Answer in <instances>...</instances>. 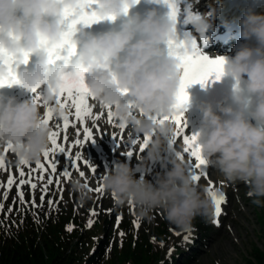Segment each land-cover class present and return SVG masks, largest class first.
Returning <instances> with one entry per match:
<instances>
[{"label":"clouds","instance_id":"obj_1","mask_svg":"<svg viewBox=\"0 0 264 264\" xmlns=\"http://www.w3.org/2000/svg\"><path fill=\"white\" fill-rule=\"evenodd\" d=\"M80 4L81 0H0V50L17 62L19 86L29 93L40 89L43 99L50 101L48 85L56 87L59 73L86 68V73L94 74L88 87L96 101L111 105L114 118L130 126L131 132L150 137L134 167L116 161L102 174L101 186L104 193L114 195V205L131 203L139 219H151L150 214L160 210L181 231L191 230L197 216L214 218L208 189L188 174L186 161L174 155L166 158V164H161L166 170L154 183L143 175L150 165L165 159V142L175 131L171 122L154 124L146 119L168 117L173 112L181 70L179 61L166 55L161 45L176 35L175 25L152 9L125 19L118 31L92 34L81 29L75 39L72 35L76 55L69 68L60 64L52 69L47 49L63 38L64 11H76ZM94 5L100 21H110L109 17L114 21L124 15L126 7L136 4L133 0H94ZM200 17L193 25L203 31L210 22L207 14ZM239 28L241 39L254 40L255 46L241 44L233 56H224V76L234 81L231 103L218 104L215 111L211 105L200 108L198 144L207 167L226 182L244 183L253 203L259 205L264 198V15L246 10ZM184 50L192 51L187 41ZM25 55L35 57L31 69L21 68ZM109 69L112 71L105 74ZM122 89H127V100ZM53 113L57 118L62 115L59 108H53ZM42 120L41 107L32 99L0 98V145L10 144L18 162L40 160L49 148L51 131ZM71 189L81 201L91 198L78 177L71 180ZM214 191L220 194L218 189Z\"/></svg>","mask_w":264,"mask_h":264},{"label":"snow or ice","instance_id":"obj_2","mask_svg":"<svg viewBox=\"0 0 264 264\" xmlns=\"http://www.w3.org/2000/svg\"><path fill=\"white\" fill-rule=\"evenodd\" d=\"M135 4L139 0H133ZM156 2H163L167 5L168 19L176 24L177 15L180 9L177 7L178 0H156ZM197 2V0H196ZM94 0H81V4L76 11L66 9L63 13L65 19L66 30L63 32V38L59 45L48 48V63L52 69L57 68V62L62 61L65 68H69L72 57L76 55V46L73 43L72 35L77 30L76 25L82 24L90 26L100 21V18L95 14ZM193 4L187 3L184 12L187 14L185 23L191 21L192 23L200 20V16L196 15L192 10ZM128 8L124 9V15H127ZM75 17V18H74ZM110 21L114 18L109 17ZM175 32V28H174ZM189 42L192 51L190 53L184 50L185 42ZM206 43V41H205ZM167 46V52L169 56H174L178 61V67L181 70L180 83L175 94V104L173 105V112L168 117L158 118L154 116H148L146 119L154 124H163L165 121L171 122L174 125V134L166 141L168 150L176 158L185 161H189L187 172L195 182H199L202 179L208 184V194L212 198L215 212L214 216L219 217L221 215V206L225 203V196L223 194H217L212 190V182L210 175L206 171L207 165L200 154L198 144V133L187 134L186 122L184 120V111L188 103L189 97L186 89L193 84H200L204 87L207 83L219 81L224 75L223 64L225 59L223 56L210 57L207 54L202 53L201 46L198 45L197 40L185 33V39L178 41L176 35L165 42ZM66 54L61 55V52ZM29 62V56L25 55L23 64L26 65ZM17 62L14 58L8 56L3 50H0V70H3L4 74L0 75V88L12 85H19L20 81L16 76ZM87 69L79 66L74 70L68 72H61L57 76L56 87L53 88L51 84L48 88L52 91V99H43V94L38 89H32L34 94L32 102L38 104L43 109V120L42 122L50 127L54 119L53 108H59L61 110V117L59 118L61 123H57L51 126L49 133V144L50 147L43 153V162L41 160L36 161L34 167L28 166L29 163L26 161H20L16 169L9 170L6 165V156L14 154L12 152V146L5 144L0 151V173L7 177L6 183L0 181V200L7 201L10 191L15 186L17 197L13 199V203L8 208V213L13 211L16 204V199L19 200L20 205L25 210L43 208L46 197L49 195L50 186H56V192L59 193L58 199H47L49 207V213L53 210L58 209V205L63 200L64 188L61 186V178L68 181L72 173L75 171L79 177L84 178L83 187L88 192H94L98 202H102L104 191L101 186L102 174L107 171L105 168L100 171L95 164L90 162L87 157L77 151L75 156H72L73 147H83L85 142H95L94 133L98 131V122L106 115V122L111 126L114 131L112 138L116 142L117 150L127 148L126 153H121L122 156L132 159L137 154L134 151L133 146L139 144V153H143L146 146L150 143V137L144 134L142 137L139 133L135 136L132 134L127 135V139L130 142L128 145L123 143L125 139V131L127 125L121 123L118 119L114 118L112 106L99 103L101 109L100 112L94 110V105L90 101H96L95 97L91 94L89 87L85 83V73ZM114 79V77H113ZM122 95H127V89L120 90ZM143 117V114H139ZM90 122V123H86ZM70 129L75 130L76 139L72 143H68L69 136L68 132ZM119 130V134L115 131ZM64 143H60L61 140ZM119 141V142H118ZM178 142H182V151H177L174 148ZM67 145V148L65 147ZM83 161V164L87 166L92 174V178L97 180L99 186L91 188L89 186L88 178L84 171L80 169L79 162ZM35 181V182H34ZM28 185L31 192V199L25 200V193L23 186ZM41 193L40 203H36L35 191L38 189ZM55 195V193H53ZM113 198L114 195H113ZM132 206V204H129ZM82 206V205H80ZM99 206V204L97 205ZM4 203L0 202V213L3 212ZM107 212L110 214L111 209ZM33 216L38 220V214L33 211ZM7 215V214H6ZM48 213H46V216ZM100 215L96 207L89 210V217L85 227L90 229L95 221V217ZM122 217L116 216V224L119 226ZM23 221L21 220V223ZM133 226L139 228L140 224L138 219L133 220ZM214 224H219L218 219L213 220ZM73 225L70 223L66 226L65 230L68 232L73 231ZM180 235V233H175ZM121 237L124 233H120ZM185 241L188 240V236H184ZM161 246H163L161 244ZM171 251V250H170Z\"/></svg>","mask_w":264,"mask_h":264},{"label":"rangeland","instance_id":"obj_3","mask_svg":"<svg viewBox=\"0 0 264 264\" xmlns=\"http://www.w3.org/2000/svg\"><path fill=\"white\" fill-rule=\"evenodd\" d=\"M63 142L61 140V143ZM102 147L103 145L97 150L96 156H100L99 153ZM125 148L120 149L116 154L120 157L121 153L127 151ZM81 150L83 153L82 156L87 154L88 160H91V155H93L91 150L84 151L83 148ZM41 159L43 160V156ZM119 159L113 162L111 160L108 165H105L107 157L103 156L95 160L94 163L96 162L97 165H95H99L97 168L103 171L105 168L107 170L111 169L114 165L112 163L122 161L126 158L120 157ZM125 161L128 162V159ZM35 163H29L28 166L34 167ZM18 164L15 156L13 154L10 155L6 164L9 170L14 171ZM79 165L80 168H84L86 171L89 186L93 189L98 187L99 182L92 178L89 168L83 164V161H80ZM206 171L211 176L212 190L218 189L219 193L225 196V203L221 206L222 214L218 218L214 216L210 220L197 216L192 221V227L189 231H181L175 225L169 223L163 218V213L160 210H154L150 214L151 219H139L134 205L116 207L113 203V196L106 193H104L102 202L97 201L94 192H90L91 198L81 201L79 194L71 189V180L73 178L78 177L81 183H84V178L79 177L76 172H73V175L68 181L61 178V186L64 188V192L63 200L58 205V209L49 213V207L46 202L48 198L54 200L59 198V193L56 192V186L52 185L50 186L49 195L46 197L42 209L37 208L33 210L29 208L25 210L20 205L19 200L16 199L12 218L15 217L16 220L15 228H24L28 225L33 226L40 241H43L44 237L52 234L51 229L53 226L65 230L66 226L71 223L74 226L75 233L81 230L83 232L86 230H99V232L96 231V237L93 239L92 244H100L102 251L107 255V264H122V253H124L122 247L125 248L128 242L132 243L133 237L136 240L141 236H144L148 242L154 243L156 248H159L162 252L164 260L167 259L168 262L174 260L179 264H244L245 259L252 251V246L256 244L261 247L263 244L259 213L264 209V198H261V204L257 205L253 203L254 198L249 196L248 188L244 183L226 182L218 173H213V169L211 170L209 167H207ZM160 172L159 169L157 175ZM145 174L146 171L143 173L144 178L146 177ZM135 175L139 178L141 173L137 172ZM157 175L151 174L148 181L154 183ZM6 180L7 177L0 173V181L6 183ZM94 184L95 186L93 187ZM198 184L208 188V184L204 179L199 181ZM23 191L25 193V200H30L31 192L29 186H23ZM40 195L41 193L38 187L35 191L37 204L40 203ZM16 197V188L13 186L7 201L0 200V202L4 203L3 212L0 213V229L2 227L4 232H6L5 228L8 227L6 221L4 222L3 219L4 211L7 206L12 205L13 199ZM98 204L99 206H97ZM94 207L97 208L100 215L95 217L96 222L88 229L85 225L89 217V210ZM108 209H111L110 214L107 212ZM33 211L38 214L39 222L33 216ZM46 213H48L47 216ZM118 215L122 217L119 226L116 224V216ZM134 219H138L140 224L139 228L133 226L132 222ZM214 219H218L219 224L221 223L220 228L218 227L219 224L213 223ZM21 220L23 221L22 223ZM159 227L168 235L167 243H161L163 246L155 241L156 233L160 230ZM121 232L124 233L123 237L120 235ZM128 233H131V238L129 239L126 237ZM175 233H180V235H176ZM185 235L188 236L187 241L184 239Z\"/></svg>","mask_w":264,"mask_h":264},{"label":"trees","instance_id":"obj_4","mask_svg":"<svg viewBox=\"0 0 264 264\" xmlns=\"http://www.w3.org/2000/svg\"><path fill=\"white\" fill-rule=\"evenodd\" d=\"M4 211L6 232L0 229V264H107V255L100 244H92L96 231L83 230L75 233L53 226L52 234L40 241L33 226L15 228L16 220L13 211ZM8 216H7V215ZM261 224L262 246L254 244L244 264H264V209L259 213ZM9 219V220H8ZM156 243H167L168 235L159 227ZM126 237L131 238V233ZM164 238V239H161ZM122 264H179L177 261L164 260L162 252L154 243L148 242L144 236L122 247Z\"/></svg>","mask_w":264,"mask_h":264},{"label":"bare ground","instance_id":"obj_5","mask_svg":"<svg viewBox=\"0 0 264 264\" xmlns=\"http://www.w3.org/2000/svg\"><path fill=\"white\" fill-rule=\"evenodd\" d=\"M187 2L193 4V8L192 9H193L194 12L204 13V15L207 14L208 19H211V20L213 19V12L212 11H213V9L215 7L216 0H207V1H205V0H197V2H196V0H187ZM251 46H255V44H253ZM202 53H204V54H215L216 51H207V52H202ZM42 88H43V86H42ZM38 91L41 92L40 89H38ZM33 95H34L33 93H29L28 91L24 90L22 87L18 86L17 89L13 93H8V94L2 96V98L13 97V98H15V100L17 102H22L24 100H31L32 97H33ZM90 103H92L94 105V110L95 111H97V112H100L101 111V109L99 107V103L97 101H90ZM200 108H198L196 111H194L192 113H190L188 110H185L184 111V120L186 122V129H185V131H186L187 134H196V133H199V130H200V127H201V116H202L201 111H200ZM213 110L215 111L216 108L213 107ZM41 112L43 113V109L42 108H41ZM106 119L107 118H106V115H105L98 122V125H97L98 131H96L94 133L95 144H94V142H93V144H91L92 142L89 141V142H85V144H84L83 147H73V149H72V156L73 157L75 156V153L77 151H79L81 154H83L81 148H83L84 151L85 150H88V149L91 150V152H92L93 155H91V160H89V161L92 162L93 164H96V165H97V163L96 162L94 163V161L97 160L98 158H102L103 156L107 157V160H106V164L105 165H108L111 160L113 162L114 160H117L120 157H125V156H122V155H120V157H119V155L116 154L120 149L117 150V148H116V142L112 138V133H113L114 129L107 124ZM57 123H61V121H60L59 118H57V117L54 116V119L52 121V125H50V127L51 126H54ZM86 123H90V122H86ZM115 131L117 132V134H119V130L118 129H116ZM129 133H131L133 136H135L137 134V133L131 132V127L130 126H127V129L125 131V139L123 141V143L125 145H128L130 143L128 141V139H127V135ZM68 136H69L68 143L74 142L75 139H76L75 130L74 129H70L69 132H68ZM140 136L142 137L143 135L140 134ZM99 137H101V139H99ZM61 140H62V138H61ZM61 140L59 141L60 143H61ZM91 145H94V146H91ZM102 145H103L102 150L99 153L100 156H96L95 154L97 153V150ZM2 147H3V145H0V151H2ZM49 147H50V145H49ZM65 147L67 148V145H65ZM111 147L113 148V151H111ZM165 147H166L167 150L164 153H162V156L165 159H162L160 162H157L155 164H152V165H150L147 168L146 174H145V176H146L145 179L146 180H149L151 174H156L157 175L159 169L161 171L159 173L160 175H162L164 173V171L166 170V168H162L161 167V164L162 163L166 164V158L171 157L172 156V153L168 150L167 142H165ZM133 148H134V151L137 153L135 155V157L132 158V159H128L127 157H125L126 159H123L122 161H125V160L128 159V163L131 166L134 167L138 163V159H139L140 156L143 155V153H139V144H137V146L136 145L133 146ZM174 148L177 151H182V148H183L182 142H178L176 145H174ZM125 149H127V148H125ZM125 153H126V151H125ZM85 156L87 157V154ZM8 159H9V156H6L5 157L6 164L8 162ZM41 161L43 162L42 159H41ZM185 161L187 162V164H189V161L187 159ZM113 164L114 163H112V165ZM168 166H170V165H168ZM80 169L82 171H84L85 174H86V171L84 170V168H80ZM211 170H212V168H211ZM213 173H216L217 174V172L214 169H213ZM72 175H73V173H72ZM209 175H210V173H209ZM94 186H95V184L93 185V187ZM96 186H98V185H96ZM220 225H221V223L218 225L219 228H220Z\"/></svg>","mask_w":264,"mask_h":264}]
</instances>
